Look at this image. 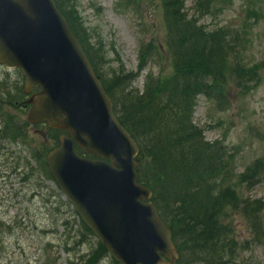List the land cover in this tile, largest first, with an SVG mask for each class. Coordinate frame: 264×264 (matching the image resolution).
<instances>
[{
  "label": "trees",
  "instance_id": "1",
  "mask_svg": "<svg viewBox=\"0 0 264 264\" xmlns=\"http://www.w3.org/2000/svg\"><path fill=\"white\" fill-rule=\"evenodd\" d=\"M55 1L110 95L115 114L139 145V182L153 191L152 200L173 232L179 252L177 264H233L237 244L230 210L232 215L241 213L247 219L255 240L262 241L264 237V200L243 197L238 190L239 184L252 188L262 181L264 159L257 158L238 174L239 148L223 140L209 141L194 122L193 114L200 94L217 97L234 81L242 87L248 83L253 68L241 60L240 32L225 26L207 30L198 17L189 15L187 0H157L165 43L153 49L158 54L162 48L167 50L171 69L148 78L140 92L132 87V72L124 68L103 70L101 46L90 43L92 36L75 13L72 0ZM192 1L202 16L217 0ZM148 4L147 0H119L120 8L136 14H142ZM26 99L24 85L0 79V138H29L30 124L9 111L11 106L26 111ZM60 133L47 127L46 136L41 135L42 151L33 153L39 171L49 178L52 176L45 155L52 145L48 142L57 144ZM76 149L83 155L81 148ZM249 243L246 241L243 249ZM100 247L108 252L102 243ZM112 262L119 264L114 259Z\"/></svg>",
  "mask_w": 264,
  "mask_h": 264
},
{
  "label": "rangeland",
  "instance_id": "2",
  "mask_svg": "<svg viewBox=\"0 0 264 264\" xmlns=\"http://www.w3.org/2000/svg\"><path fill=\"white\" fill-rule=\"evenodd\" d=\"M147 1L144 12L136 14L120 8L119 0H72L92 36L90 43L101 46L103 70L132 72V87L140 92L148 78L171 69L167 50L162 48L158 54L153 49L165 43L161 9L157 0ZM186 9L207 30L225 26L240 32L241 60L253 68L243 87L234 81L217 97L198 96L194 112L208 140H223L239 148V174L257 158L264 159V0H217L202 16L192 0ZM0 79L24 85L18 69L0 65ZM9 111L28 119V110L11 106ZM45 132L46 127L31 125L26 141L0 138V264H113L57 182L39 171L33 153L42 151ZM49 145L54 141L49 140ZM239 185L243 197L264 200V178L252 188ZM229 213L237 244L233 264H264V237L255 240L247 219L241 213ZM246 241L250 243L243 249Z\"/></svg>",
  "mask_w": 264,
  "mask_h": 264
},
{
  "label": "water",
  "instance_id": "3",
  "mask_svg": "<svg viewBox=\"0 0 264 264\" xmlns=\"http://www.w3.org/2000/svg\"><path fill=\"white\" fill-rule=\"evenodd\" d=\"M0 63L22 71L31 123L69 131L47 163L111 255L121 264H176L173 233L138 182L139 147L54 0H0ZM75 143L98 159L78 155Z\"/></svg>",
  "mask_w": 264,
  "mask_h": 264
}]
</instances>
